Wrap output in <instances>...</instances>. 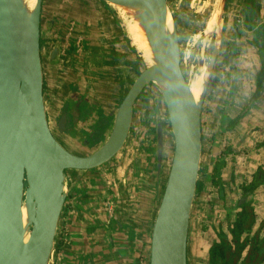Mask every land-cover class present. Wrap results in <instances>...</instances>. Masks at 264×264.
<instances>
[{
  "label": "water",
  "instance_id": "95a60500",
  "mask_svg": "<svg viewBox=\"0 0 264 264\" xmlns=\"http://www.w3.org/2000/svg\"><path fill=\"white\" fill-rule=\"evenodd\" d=\"M30 1L0 0V264H53L68 193V175L104 166L123 151L131 136L135 102L148 84L158 88L173 137L171 163L163 187L158 190L168 161L164 156L165 131L158 121L157 192L149 264H187L189 223L201 168L202 108L220 51L226 0H220L216 23L204 33L199 71L204 65L207 38L214 30L217 37L205 71L201 72L204 79L197 99L189 87L191 76L184 67L178 23L176 26L168 1L102 0L122 19L123 10L137 21L148 42L152 61L146 64L141 56L143 65L139 73L120 104L113 108L115 115L106 141L88 149L85 155L82 146L87 147L78 133L72 132L80 143L75 148L68 140L70 136L63 132L64 117L59 129L46 110L40 46L43 0H34L31 6ZM214 11L215 6L211 14ZM168 17L171 27L167 25ZM60 53L58 38L49 59L53 70L50 82L56 78ZM137 160V157L132 159V182L136 189ZM127 206L123 200L119 226L130 242L136 238V231L126 223Z\"/></svg>",
  "mask_w": 264,
  "mask_h": 264
},
{
  "label": "crops",
  "instance_id": "0c3cea01",
  "mask_svg": "<svg viewBox=\"0 0 264 264\" xmlns=\"http://www.w3.org/2000/svg\"><path fill=\"white\" fill-rule=\"evenodd\" d=\"M64 1L43 0L47 14H51L46 22L47 34L46 31L42 33L44 27L41 25L42 39H46L42 67L44 79L51 86L48 87L49 96L45 97L46 110L55 122V112L64 104L69 114V125L79 126L88 132L89 127H94V138L104 127L110 126L108 121L114 113L113 108L135 77V54L131 50L133 44L120 19L99 0H71V4ZM245 4L246 0L226 2L222 23L224 39L217 58L220 74L214 86H211V91H208L201 115V166L208 167L207 175L218 155L230 148L222 171L224 197L220 198L215 188H210L206 196L194 197L187 240V264H208L209 249L218 241L220 231L231 240L228 223L234 220L239 209L240 185L248 184L254 176H261L264 172V93L254 106H250L254 77L262 64L259 51L252 43L249 24H244ZM259 4L260 14L264 15V0H259ZM67 8L70 15L65 12ZM201 13L199 10L196 15L201 16ZM236 19H242L243 25L235 27ZM55 22L58 27L53 25ZM178 36L181 42L179 28ZM58 38L62 50L55 81L50 82L49 75L53 72L50 70V54ZM235 46L238 49L234 48L233 55L224 56L226 49ZM113 47L116 48L113 50ZM107 54L108 59L113 60L112 66L104 65ZM119 54L124 56L122 63L117 59ZM224 58L228 65L225 70L222 67ZM117 79L121 83L113 87L111 81ZM50 97L55 100L51 101ZM248 106L249 109L242 113ZM221 118L232 122L228 131L221 129ZM99 119L106 123L100 127L97 124V128L95 125ZM235 119L237 121L233 123ZM168 128L164 143L166 145L167 141L173 152V137ZM140 131L141 127L134 122L128 145L110 163L68 175V193L62 210L53 264H140L138 252L144 246L143 264H149L151 213L147 219H136L135 210L142 209L147 198L149 207L144 204L143 209L146 208L148 213L152 208L154 215L153 201L156 199L157 184L155 180L149 188L146 181L143 184L139 179V189H136L132 182V159L137 157L138 148L145 150L150 147L139 136ZM68 140L71 145L79 143L76 139L71 140V137ZM82 142L85 144L83 139ZM216 147H219L218 151ZM87 150L82 146V152ZM171 159L172 156L168 157L165 163L158 190L163 187ZM142 161L145 162L141 164ZM146 161L150 162L149 157H138L137 163L142 171L148 164ZM144 177L147 175H141V178ZM254 193V211L259 222L264 220V184L258 186ZM140 196L143 198L140 199ZM123 200L128 203L126 223L136 231V238L130 242L126 232L119 226ZM108 205H111V209H108Z\"/></svg>",
  "mask_w": 264,
  "mask_h": 264
},
{
  "label": "trees",
  "instance_id": "16d2710c",
  "mask_svg": "<svg viewBox=\"0 0 264 264\" xmlns=\"http://www.w3.org/2000/svg\"><path fill=\"white\" fill-rule=\"evenodd\" d=\"M245 7L244 24H249L248 27L253 35L252 43L264 52V15L260 14L261 6L259 0H246ZM191 33L192 32L188 34L190 35ZM232 49H234V47L226 49L224 51V56H229V51ZM131 50L135 54L133 70L135 75H137L142 65V59L133 46ZM222 63L223 65L226 63L225 58L222 60ZM217 77L218 75L213 77V82H215ZM256 79L258 90L253 93L250 99V106H254V102L261 97L259 89L264 87V65L258 70ZM213 82L209 84V86H214ZM250 106L246 107L242 113H245ZM236 121L237 119H235L233 123ZM221 125V129L225 132L232 126V122L227 118H221ZM229 154L230 148L221 152L214 161L209 174L210 185L217 190L220 198L224 197L225 182L222 178V171L226 163V157ZM200 170L206 174L208 167L203 166ZM261 184H264V172L261 176H254L248 184L241 185V196L239 202H237L239 210L236 212L234 220L229 224L231 240H228V236L224 232L220 231L218 233V241L214 242L209 249L208 264H263L264 220L258 223L254 214L255 201L253 200L255 189ZM201 186L202 181L200 180L198 189H200ZM255 226H257V229L254 231ZM244 252H246L245 255H243Z\"/></svg>",
  "mask_w": 264,
  "mask_h": 264
},
{
  "label": "rangeland",
  "instance_id": "374dc122",
  "mask_svg": "<svg viewBox=\"0 0 264 264\" xmlns=\"http://www.w3.org/2000/svg\"><path fill=\"white\" fill-rule=\"evenodd\" d=\"M214 1L215 0H168V2L170 4V8L172 10V11L170 10L172 17H173L175 23L176 22L178 23V26H177V24H175V25L177 26V28H179L180 35L182 36V40L180 42V44H181L180 49H181V52H182L183 58H184L183 62H184L185 70L187 72H190L189 73L190 76H192L193 74L201 73V72L205 71L206 67L201 68L200 71H196L197 61L199 60L200 54L196 52V47L195 48H193V47L196 46L197 40L200 38V35L203 34V36H205L204 33H205L206 29H205V31H203L204 33L201 32V33H198L195 35L190 34L191 36L188 33L195 32L196 30L203 28V24H204V22L206 23L207 16H210V14L212 12V9L214 7ZM44 8H45L46 15H48L49 13L47 14L46 6H44ZM199 10L203 12L201 14V17L196 15ZM49 15H51V14H49ZM120 21H121V24H123L125 26L122 18L120 19ZM43 30L46 31V34H47L48 26L46 25V22H45V26H44ZM199 31H201V30H199ZM185 34H187V35H186V38L184 39ZM124 35H125V32H124ZM221 36H222V34H221ZM216 37H217L216 32L214 30L210 33L209 37L206 40V45H205V49L203 52L204 61L206 60L205 64L207 63L208 57L210 54V52H208V51H210L209 48L212 46V44L216 40ZM124 39H125V37H124ZM202 40H201V45L199 46L200 49L202 46ZM207 52L209 53L208 56H206ZM139 54H140V52H139ZM140 57H141V54H140ZM123 58H124L123 54H119L117 56V59H119V61L121 63H122ZM196 59H198V60H196ZM189 67H190V71H188ZM216 81H217V79H215V82ZM145 107H147V108L144 109ZM135 110H136L135 124H137L139 127H141V131L139 132L140 133L139 136L141 138H143L145 141L147 140L146 138H148V137H149L148 139L151 138L149 141L151 142L150 145H152V147L148 148L149 152H150V155H149L150 162L146 161L148 164L144 168L143 171L141 170V167L139 165V179L141 180V183L144 184L146 181V184L149 186V188H151L153 185V182L155 181V172H156V168H155V163H156V157H155V155H156V125H157L158 121H162V119H164V114H165V106H164L163 101L161 99L158 88L156 87L155 84H149L146 87L145 91L143 92L142 97H140V100L137 102V108ZM48 111H50V109ZM106 139H107V136L100 135L99 139L95 140V142H97L98 144H90V145L101 146L106 141ZM92 148H90V149H92ZM215 150L218 151L219 147H216ZM88 153L89 152H86V151L82 152V154H84V155L88 154ZM139 154H141V155H139ZM136 155H137V158L141 156L144 159V157H145L144 149L138 148ZM164 156H166V158L167 157L170 158L172 156V151H171L170 147H168V142H166V145L164 143ZM144 162L145 161H142L141 164H143ZM141 175H147V177L141 178ZM206 178L208 179L207 175H206ZM137 185H138V189H139V182L137 183ZM139 198L142 199L143 197L140 196ZM144 204L148 206L147 198L144 199L142 209L139 208L138 210H135L136 219H139V218L143 219V217H144V219H147V217L150 215V213H151V219H152V217H153L152 208H150L149 212L147 213L148 210L146 208L143 209ZM153 204H154V201H153ZM153 204H152V207H153ZM144 248L146 249V246L141 248L140 251L138 252V258L137 259H138V263H140V264H141V261H142V264L144 262V258H143V249Z\"/></svg>",
  "mask_w": 264,
  "mask_h": 264
},
{
  "label": "flooded vegetation",
  "instance_id": "af4514ba",
  "mask_svg": "<svg viewBox=\"0 0 264 264\" xmlns=\"http://www.w3.org/2000/svg\"><path fill=\"white\" fill-rule=\"evenodd\" d=\"M71 0H65L64 1V3H66V2H69L70 4H71V2H70ZM102 4H104V5H106L112 12H113V14L114 15H116L117 17H118V19H121V17H120V15L116 12V11H114L106 2H104V1H102V0H99ZM168 1V0H167ZM226 2H227V0H226ZM45 3V2H44ZM63 3V4H64ZM62 4V5H63ZM214 4H215V1H214ZM168 6H169V8H170V4H169V2H168ZM170 10H171V8H170ZM172 11V10H171ZM65 12H67L69 15H70V13H69V11H68V8H67V10L65 11ZM202 14V13H201ZM51 15H46V12H45V8H44V4H43V1H42V10H41V25H43V27L45 26V22H47L48 23V20H49V17H50ZM208 17L209 16H207V19H208ZM206 22H207V20H206ZM53 25H56L57 26V23L55 22ZM206 25H207V23H205L204 22V24H203V28L202 29H198V30H196L195 32H192L191 33V35H195V34H198V33H201V32H203L204 30H205V28H206ZM235 27H238L239 25H243V20L242 19H236V21H235ZM61 26V24H59V27ZM58 27V26H57ZM54 29H55V27H54ZM235 29H237V28H235ZM199 30H201V31H199ZM204 33V32H203ZM223 32H222V30H221V34H222ZM190 35V36H191ZM53 36V35H52ZM52 36H51V38H52ZM45 37V36H44ZM203 34L202 35H200V38L197 40V43H196V46H194L193 48H195L196 47V52L197 53H199L200 54V45H201V40L203 39ZM222 37V36H221ZM54 39L56 40V37H54ZM223 37L221 38V43H223ZM45 38L44 39H41L40 40V46H41V60H42V64H43V61H44V57H43V50H44V44H45ZM52 40H53V38H52ZM53 43H54V41H53ZM55 44H56V41H55V43H54V46H55ZM133 44V43H132ZM181 45V44H180ZM133 47L135 48V45L133 44ZM213 47H214V43L212 44V46L209 48V50L210 51H208V52H210V54L207 52V54H206V56H208V54H209V57H208V61H207V63L205 64V61H204V65L201 67V68H203V67H206V65L208 64V62H209V59H210V56H211V52H212V50H213ZM257 47V50L259 51L258 53H259V56H260V61H261V66H263L264 65V55H263V51L261 50V49H259V47L258 46H256ZM114 48H116V47H113V50H114ZM192 48V49H193ZM235 49H238V48H236V46L234 47ZM136 49V48H135ZM54 50V49H53ZM61 50H62V48H61ZM111 50V49H110ZM194 50V49H193ZM221 50H222V44L220 45V51H219V53H218V55H217V57H216V60H215V63H214V66H213V70H212V73H211V77H210V81H209V84H212V82H213V77L215 76V75H219L220 74V69L218 70L217 69V66H218V57H219V55H220V53H221ZM233 50L234 49H232V50H230L229 52H230V55H233ZM136 51H137V49H136ZM111 52V54H112V50L110 51ZM137 53H138V55L140 56V54H139V52L137 51ZM181 54H182V52H181ZM60 55H61V53H60ZM229 55V56H230ZM108 56H109V54H107V56L105 57V60H106V62H105V66H106V64L108 65H110V66H112V63H113V60H109L108 59ZM229 56H227V57H229ZM107 58V59H106ZM142 58V57H141ZM196 60H198V59H196ZM45 62V61H44ZM143 65V64H142ZM141 65V66H142ZM223 70H225L227 67H228V65H227V63H226V65L224 64L223 66ZM260 69V68H259ZM258 69V70H259ZM258 70H257V72H258ZM196 71H199V66H198V61H197V66H196ZM257 72H256V75H255V77H254V80H255V83H254V89L252 90V93H255L258 89V84H257ZM103 75H105V73L103 72ZM136 76V75H135ZM135 78V77H134ZM133 78V79H134ZM133 79L131 80V83H132V81H133ZM55 81V80H54ZM53 81V82H54ZM118 81V82H117ZM117 81H115V80H113V81H111V84H112V86L113 87H115V86H117V83H121L120 82V80L119 79H117ZM130 83V84H131ZM214 84H215V82H213ZM108 85L109 83H105V85ZM48 84L46 83V81H45V79H44V97H48L49 95H48V89L49 88H51V86H47ZM149 85V84H148ZM147 85V86H148ZM146 86V87H147ZM49 87V88H48ZM210 88H211V86H208V89H207V94H208V91L210 90ZM145 89L146 88H144V90L142 91V93L140 94V96L138 97V99H137V101L135 102V105H134V108L136 109L137 108V102L140 100V97H142V95H143V92L145 91ZM259 94L262 96L263 95V93H264V87L263 88H260L259 89ZM207 94H206V96H207ZM124 96V95H123ZM122 96V97H123ZM161 96V95H160ZM263 97H264V95H263ZM112 98H115V97H112ZM116 98H118V97H116ZM206 98L207 97H205V100H206ZM51 101L52 100H55V98H52V97H50L49 98ZM161 99H162V97H161ZM205 100H204V102H205ZM258 100V99H257ZM257 100L255 101V102H257ZM163 101V100H162ZM120 102H121V100H119V102H118V104H117V106L120 104ZM255 102H254V105H255ZM163 104H164V102H163ZM116 106V107H117ZM164 106H165V104H164ZM147 107H145L144 109H146ZM203 108H204V104H203ZM203 108H202V111H203ZM78 110V109H77ZM263 110V115H264V108L262 109ZM55 123H56V125H57V127L60 129V126H59V124H60V122H61V120L63 119V117H64V123H62V129H63V132L66 134V135H68V134H70L71 132H77L78 133V135L84 140V142H85V145H86V147H87V149H90V148H92V147H94V145H90V144H98L97 142H95V140L96 139H99V137H100V135H103V136H107L108 134H109V132H110V130H111V127H112V124H113V119H114V115H115V113H112V115L110 116V121H108V124L110 125V126H107V127H104L103 128V130H102V132L99 134V135H96L94 138H93V134H94V127H89V132L88 131H86L84 128H81V127H79V126H76L75 127V125H73V127L71 126V125H69V123H70V119H69V114H67L66 113V108H64V104L61 106V108L60 109H57V112H55ZM135 116H136V110H134V116H133V123H132V125L134 124V122H135ZM88 120H90V119H88ZM105 121L104 120H97L96 121V125H95V127H97V124H98V127H100V126H102V125H105ZM160 123L162 124V126H163V128L165 129L164 131H166V135L168 136V130H169V128H168V126H170L169 125V121H168V115H167V111H166V107H165V114H164V119H162V121H160ZM168 125V126H167ZM97 127V128H98ZM109 127V129H106V128H108ZM74 129V130H73ZM101 128H99L98 130H100ZM73 130V131H72ZM105 132H107V133H105ZM90 133V134H89ZM70 137H71V140H75L74 138L72 139V134L70 135ZM146 138V137H145ZM149 138V137H148ZM148 138H146L147 140L145 141L144 140V143H146L147 141V144L150 146V147H152V145H150V139H148ZM165 140H168V138H166ZM165 142H167V141H165ZM80 144L79 143H77V144H75L74 146L75 147H77V146H79ZM70 146V145H69ZM145 148V147H144ZM146 150V151H145ZM145 150H144V153H145V157L144 158H146V159H148V157H149V155H150V152H149V150L147 149V148H145ZM149 152V153H148ZM147 154V155H146ZM204 165H202L201 167H203ZM101 167V166H100ZM100 167H98V168H100ZM257 172H259V170L257 171ZM206 175L207 174H205V172H202V170H200V174H199V178H198V182H197V191H196V194H195V196H196V199L199 197V195L201 196H206L207 195V192L210 190V188H212L211 187V185H210V176L209 175H207V177H208V179L206 178ZM202 181V186H201V188L200 189H198V183H199V181ZM243 184H245V183H243ZM240 192H241V185H240ZM241 195V194H240ZM254 195H255V193H254ZM253 200H254V198H253ZM255 205H256V203L254 202V207H255ZM255 209V208H254ZM239 210V209H238ZM254 214H255V211H254ZM256 216V215H255ZM256 219L258 220V218L256 217ZM263 221V220H262ZM259 222H261V221H259ZM258 222V223H259ZM231 222H229L228 223V225L230 224ZM255 229H257V226H255V228H254V231H255ZM229 231H230V229H229ZM263 231H264V229H263ZM245 237V236H244Z\"/></svg>",
  "mask_w": 264,
  "mask_h": 264
},
{
  "label": "bare ground",
  "instance_id": "6f19581e",
  "mask_svg": "<svg viewBox=\"0 0 264 264\" xmlns=\"http://www.w3.org/2000/svg\"><path fill=\"white\" fill-rule=\"evenodd\" d=\"M34 4V0L30 1V6ZM216 11H214L209 17V22L206 26V31H209L213 28V25L216 23L217 15L220 8V0L215 2ZM123 14V22L125 23V27L131 42L138 48L143 60L146 64L151 63V52L148 46V42L144 37L142 29L139 27L136 20L132 17H129L125 14V12L121 11ZM167 25L171 27V18L168 17ZM205 31V30H204ZM204 68V67H203ZM204 70V69H203ZM204 75L203 73H196L193 74L189 79V87L194 96V99H197L202 91V84H203Z\"/></svg>",
  "mask_w": 264,
  "mask_h": 264
},
{
  "label": "built area",
  "instance_id": "2783aa9c",
  "mask_svg": "<svg viewBox=\"0 0 264 264\" xmlns=\"http://www.w3.org/2000/svg\"><path fill=\"white\" fill-rule=\"evenodd\" d=\"M108 209H111V205H108Z\"/></svg>",
  "mask_w": 264,
  "mask_h": 264
}]
</instances>
